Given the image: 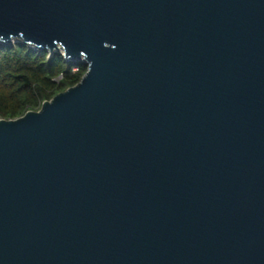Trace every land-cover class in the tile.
Instances as JSON below:
<instances>
[{
  "label": "water",
  "instance_id": "water-1",
  "mask_svg": "<svg viewBox=\"0 0 264 264\" xmlns=\"http://www.w3.org/2000/svg\"><path fill=\"white\" fill-rule=\"evenodd\" d=\"M86 71L0 120V264H264V0H0V44Z\"/></svg>",
  "mask_w": 264,
  "mask_h": 264
},
{
  "label": "trees",
  "instance_id": "trees-1",
  "mask_svg": "<svg viewBox=\"0 0 264 264\" xmlns=\"http://www.w3.org/2000/svg\"><path fill=\"white\" fill-rule=\"evenodd\" d=\"M85 71L84 64L66 62L60 53L0 44V120L38 111L43 102L75 86Z\"/></svg>",
  "mask_w": 264,
  "mask_h": 264
},
{
  "label": "rangeland",
  "instance_id": "rangeland-1",
  "mask_svg": "<svg viewBox=\"0 0 264 264\" xmlns=\"http://www.w3.org/2000/svg\"><path fill=\"white\" fill-rule=\"evenodd\" d=\"M31 48V47H30ZM32 49H34V48H32ZM36 50V49H35ZM58 53H60V54H62V52H58ZM75 71V70H74Z\"/></svg>",
  "mask_w": 264,
  "mask_h": 264
}]
</instances>
